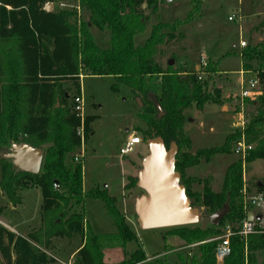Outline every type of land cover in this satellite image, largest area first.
<instances>
[{"label":"trees","instance_id":"1","mask_svg":"<svg viewBox=\"0 0 264 264\" xmlns=\"http://www.w3.org/2000/svg\"><path fill=\"white\" fill-rule=\"evenodd\" d=\"M50 1L55 2L4 0L0 9V162L3 165L0 187L14 207L20 204L17 190L26 182L40 190L42 226L29 236L30 240L42 248L53 238L71 239L78 234L84 245L76 254V264H109L103 260L104 248L124 247L137 239L106 188L83 191L82 163L77 157H68L73 148L81 144L76 135L80 120L73 108L68 112L62 107L67 96L61 93L60 82L72 79L77 87L83 73L113 77L126 85L137 97L139 117L146 124L142 141L159 137L167 150L171 145L176 146L175 171L180 175L187 198L193 201L192 207L199 205L213 214L228 201L229 211L223 221L240 227L246 217L241 195V162L226 169L220 193L206 188L202 198L188 190L191 179L185 178V170L208 162L215 155L230 153L232 144L241 136L246 144L256 145L247 153L244 162L264 159V94L258 102L244 101L258 107L243 132L228 136L220 147L198 150L192 155L188 152L190 140L182 133L184 110L191 104L201 109L206 103L218 104L220 100L206 93L204 83L198 80L194 70L177 72L168 65L163 70L155 62L157 48L166 38L165 31L171 30L168 23L153 24L147 39L142 44L135 43V36L145 31L148 21L142 6L157 13L159 0H78L89 12L87 21L79 18L75 11L44 12L43 7ZM5 6H10L11 10L6 11ZM190 7L184 23L198 15L200 0H191ZM91 27L109 34L108 48L102 49L94 43ZM241 57L242 71L262 72L264 43L244 49ZM252 61L259 63V69H252ZM206 70L214 72L211 63L207 64ZM91 120L84 119V133H88ZM13 145L34 149L47 146L38 175L20 172L10 160L4 159ZM258 187L262 191V187ZM87 198L103 202L116 227L115 234L94 235L91 232L81 212ZM0 230L13 241L10 233ZM169 231L186 245L199 244V256L192 257L188 261L190 264H213L218 242L207 241L217 237L218 228L187 227ZM232 232L235 234L229 238L230 254L224 264H244L248 257L245 247L247 252L260 247L262 237L257 240L258 245L253 246L254 242L248 236L245 241L247 237L238 235L235 229ZM40 239H44L43 242ZM14 247L17 249L14 264H28V259L31 264L51 261L21 239L15 241ZM179 258L182 264H187L182 256ZM145 261V254L138 247L127 260L116 264H147Z\"/></svg>","mask_w":264,"mask_h":264},{"label":"rangeland","instance_id":"2","mask_svg":"<svg viewBox=\"0 0 264 264\" xmlns=\"http://www.w3.org/2000/svg\"><path fill=\"white\" fill-rule=\"evenodd\" d=\"M3 1L0 0V9ZM190 1L159 0L157 13H152L142 6V13L148 17V21L145 31L137 34L134 41L136 44H142L149 36L153 24L168 23L171 30L165 31L166 38L163 44L158 46L155 57V62L163 70L171 61L177 72L188 73L192 70L195 72L201 55L206 58L207 64H212L214 72L202 75L201 82L205 85L206 93L215 96L220 102L206 103L201 109L191 104L183 112L182 127L183 135L191 139L192 149H211L222 146L231 133L241 132L239 124L241 118L248 124L258 107L244 102L245 100L258 102L259 98L242 99L239 82L242 51L264 43V0H200L201 8L198 15L192 21L184 23L191 9ZM60 2L78 5V0L50 1L48 3L54 4L52 13L56 12V4ZM5 10L9 11L11 7L5 6ZM77 15L83 21L89 18V12L81 6ZM229 17L233 18V21H229ZM90 32L98 47L102 49L109 47V34L106 31L91 27ZM241 42L245 43L244 48H240ZM251 65L252 69H259L258 62L252 61ZM77 84L76 87L72 79L60 82L61 93L67 96L62 107L71 112L74 98H81L82 115L84 119L92 120L88 126V133L84 134L83 145L80 144L78 148L75 146L68 157L72 159L77 157L82 163L83 191L106 188L109 196L114 198L126 224L137 237L136 241L129 242L124 247L104 248L102 250L104 262L116 264L127 260L138 247H141L147 264H182L179 256L183 257L185 263L190 264L188 261L192 257L199 256V244L186 245L169 230H141L135 215V200L144 194L136 186L137 174L148 150L142 141L134 146L127 156H120L119 151L132 134L142 140L141 130L146 128V124L139 117L140 104L137 97L126 85L118 83L113 77L87 76L83 73ZM220 107L224 109L221 111ZM251 145L253 148L256 146L254 143ZM46 148L47 146H43L41 150L44 152ZM188 152L192 154L190 149ZM239 161L242 165V203L259 194L264 196V159L246 164L233 154L232 149L230 153L214 156L208 162L203 161L205 165L186 173L185 178L191 179L188 190L200 198L206 188L213 193H220L226 168ZM2 166L0 162V182ZM188 174L196 177H189ZM258 185L262 187V191H259ZM17 196L20 197V204L14 207L0 187L2 208L0 228L13 237L11 242L7 234L0 230V247L7 252L3 254L0 250V264H14L17 257L14 244L17 239L43 253L51 260L48 264H76V254L84 245L83 238L78 234L71 239L53 238L48 246L40 248L29 237L42 226L39 216L42 203L40 190L31 182H26L25 186L17 190ZM191 204L193 205V201ZM194 207L199 209L200 215L197 225L193 227L201 230L210 228L208 220L212 213L199 205ZM77 211L80 212V209ZM81 212L94 235L116 233V227L107 215L101 200L85 199ZM254 212L261 219L255 223L253 232L248 237L254 242L253 246L258 243L260 237L262 242L260 247L252 251L247 252L245 247V256L248 257L245 258L244 264H264V210ZM227 228L238 231L240 227L222 220L217 237L224 236ZM248 237L245 241L249 239ZM224 262L225 259L223 262L213 259V264ZM28 264H31L29 259Z\"/></svg>","mask_w":264,"mask_h":264},{"label":"water","instance_id":"3","mask_svg":"<svg viewBox=\"0 0 264 264\" xmlns=\"http://www.w3.org/2000/svg\"><path fill=\"white\" fill-rule=\"evenodd\" d=\"M53 10V3H47L43 7L46 13H52ZM167 65L172 66V62H168ZM145 144L148 154L141 161L136 184L144 194L134 203L135 215L141 230H171L197 225L199 209L192 207L184 186L180 184V175L175 171L176 146L171 145L167 150L159 137L148 139ZM4 159L10 160L14 168L20 172L38 175L43 151L27 145H13L11 152L6 154ZM228 211L226 201L220 210L209 217V226L218 228ZM252 220L253 213L248 212L246 221ZM256 220H260V217H256Z\"/></svg>","mask_w":264,"mask_h":264},{"label":"built area","instance_id":"4","mask_svg":"<svg viewBox=\"0 0 264 264\" xmlns=\"http://www.w3.org/2000/svg\"><path fill=\"white\" fill-rule=\"evenodd\" d=\"M56 8L58 11H75L79 13L80 5L74 6L67 3H57ZM229 21H233V18L229 17ZM240 47L244 48L245 43L241 42ZM207 60L206 58L201 55L199 59V65L195 70V74L197 75L198 80L201 81V76L206 74L205 69L207 68ZM240 88L241 93L240 96L242 99H256L260 98L264 94V70L262 72H241L240 73ZM73 111L76 114V117L80 120V125L76 129V135L80 138L81 145H83L84 141V117L82 115V100L81 98H74L73 100ZM245 124H247L244 120L241 121V132L246 128ZM142 140L137 137L136 135L130 136V138L126 141L123 148L120 149V156H127L133 150V147L139 145ZM253 149L251 144H246L244 137L241 136L239 140L235 141L232 144V152L234 155L239 157L242 161L245 160V157L249 151ZM77 161V159H76ZM244 192V191H243ZM243 209L245 211V215L248 212L253 213V220L251 222L246 221V217L242 222V225L237 231V234L246 238L253 232V228L255 223L259 222L260 220H256L258 217L255 214V210H264V196L262 194L250 197L247 201H243ZM261 219V217H260ZM225 235L222 237H215L207 242H218L215 249H214V258L217 262H223L230 254V245H229V238L233 236L235 233L232 232L229 228L226 229Z\"/></svg>","mask_w":264,"mask_h":264},{"label":"crops","instance_id":"5","mask_svg":"<svg viewBox=\"0 0 264 264\" xmlns=\"http://www.w3.org/2000/svg\"><path fill=\"white\" fill-rule=\"evenodd\" d=\"M239 46H240V45H239ZM240 48H241V47H240ZM195 70H196V69H195ZM241 72H243V71L241 70ZM182 75H185V73H183ZM240 79H241V77H240ZM239 83H240V82H239ZM223 109H224L223 107H220V110H221V111H222ZM226 113H228V109H227ZM242 120H244V119L241 118V120H240V123H239V124H240V128H241V121H242ZM245 122H246V121H245ZM144 130H145V129H144ZM144 130H141V131H144ZM240 130H241V129H240ZM231 134H233V133H231ZM231 134H230V135H231ZM132 135H133V134H132ZM184 136H185V135H184ZM185 137H186V136H185ZM227 137H228V136H227ZM187 138L190 140V150H191L192 155H194L198 150H203V149H200V148H199V149H192V147H191V139H190L189 137H187ZM128 139H129V138H128ZM128 139H127V140H128ZM204 149H207V148H204ZM79 154H81V153H79ZM220 155H221V154H220ZM215 156H217V155H215ZM211 159H212V158H211ZM203 164L205 165V163L202 162L199 166H196V167H192V168L186 169V170H185V174L188 173V172H192L193 169H196V170H197V169L200 168V166L203 165ZM206 164H207V163H206ZM229 165H230V164H229ZM229 165H228V166H229ZM227 168H228V167H227ZM227 168H226V169H227ZM225 171H226V170H225ZM188 175H189V174H188ZM189 177H196V176H191V175H189Z\"/></svg>","mask_w":264,"mask_h":264}]
</instances>
